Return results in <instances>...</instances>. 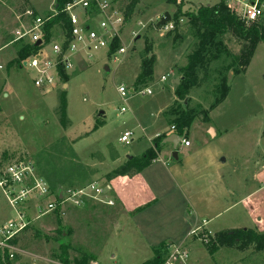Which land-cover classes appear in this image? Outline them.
Here are the masks:
<instances>
[{"label":"rangeland","instance_id":"374dc122","mask_svg":"<svg viewBox=\"0 0 264 264\" xmlns=\"http://www.w3.org/2000/svg\"><path fill=\"white\" fill-rule=\"evenodd\" d=\"M110 1L119 7L122 0ZM54 2L0 0V178L8 166L23 163L31 167V175L44 174L48 181L56 179V172L63 174L72 168L85 173L83 183L95 181L103 186L107 184L106 174L127 156L139 157L157 135L167 136L168 121L173 116L163 119L160 111L173 101V81L180 77L178 67L184 65L186 54L192 50V40L187 37L180 43L177 39L175 47V34L167 36L156 27L165 12L172 21L176 7L164 0H140L119 41L125 54L116 55L115 60L105 49L91 53L89 58L85 51L80 52L72 57L74 66L66 72L67 82L59 79L51 90L43 91L33 84L34 69L22 65L8 68L21 42L7 43L20 26L30 25L37 16L45 19L51 15ZM182 2L181 12H187L213 6L218 0ZM100 19L95 15V29ZM63 32L58 26L51 28L44 45L48 55L52 56L53 43H62ZM179 33H187L184 18L180 19ZM223 42L232 54H238L242 46L231 34L225 35ZM150 44L155 55L152 80L137 90L149 88L152 95H129L123 100L117 89L122 86L130 91L135 87L140 54ZM218 72L219 68L201 72L203 82L189 95L187 107L196 115L186 135L190 147L178 144L176 148L184 178L174 182L164 174L167 166L176 164L169 145L162 146L153 162L150 171L164 179L157 203L131 215L88 200L81 206L59 205L57 215L50 212L39 217L37 206L54 198L41 202L29 195L22 207H26L23 212L30 223L15 237L9 264H61L59 245L64 241L71 248L67 252L69 264L80 260L81 253L90 257L86 264H141L151 259V247L160 240L178 245L187 236L185 264H264V251L254 246L220 247L213 254L205 247L226 230L264 233V43L257 45L245 73L231 76L226 99L208 113L211 120L203 122L201 110H209L215 87L222 76L229 75ZM161 76L166 81L160 82ZM62 97L64 116L59 105ZM176 102L177 108L180 101ZM121 108L125 111L120 112ZM98 120L102 124L94 129ZM124 132L131 134L128 143L120 141ZM31 181L27 176L26 184ZM190 186L203 196L193 211L182 197ZM21 188L13 187L14 192ZM5 189L0 186V228L15 217ZM213 191V205L202 208L213 198ZM202 220L207 223L202 225ZM58 230L64 238L58 237ZM190 230L198 231L191 236Z\"/></svg>","mask_w":264,"mask_h":264},{"label":"trees","instance_id":"16d2710c","mask_svg":"<svg viewBox=\"0 0 264 264\" xmlns=\"http://www.w3.org/2000/svg\"><path fill=\"white\" fill-rule=\"evenodd\" d=\"M23 4H28V0H21ZM55 14L47 16L43 24V42L45 43L50 35V30L53 26H58L63 29L64 37L69 36V22L65 14L62 13L64 6L72 0H54ZM169 6L177 8L175 15L172 18L173 30L167 32V36L175 34L173 44L178 46L176 40L183 43L187 37L192 40V50L186 54L184 65L178 67V73L182 78L176 85L174 95L176 99L180 101L177 108L172 106L167 112L164 113V117L173 116V119L169 125L173 127V133L185 137L187 130L189 129L192 121L196 115L192 110L187 107L190 92L199 87L203 82L199 75L201 72L216 71L219 68L220 73H229L228 76H222L220 83L215 87V98L210 105L209 110H201L204 116L203 122H207L208 113L216 106L221 104L227 97L230 91V78L239 74L245 73L250 60L256 50L259 43H264V14L255 23L248 26L242 24L237 20L225 7L223 0H218V3L213 6H200L199 8L181 12L183 6L182 0H164ZM114 3V1H112ZM140 0H122L119 5V10L122 12L125 22H127L134 11L136 5ZM185 19L187 26V33H179L180 19ZM227 34H231L236 40L242 43L241 49L238 54H232L225 46L223 37ZM20 43V42H19ZM119 41L114 40L111 44L109 56H111L118 48ZM39 46L35 44L20 43L17 50L16 57L13 59L9 67L16 66L21 67V62L26 58L34 55ZM152 45H147L140 54V66L138 74L135 78L134 85L136 88L145 86L152 80V70L155 62V56L153 55ZM59 79L67 82L66 73L59 68ZM199 89V88H197ZM187 101L185 104L184 101ZM61 115H65V101L64 98H60ZM101 123L98 121L94 126L96 129ZM166 136L161 135L152 140L151 146L141 156L132 157L130 160H126L123 164L116 167L110 173L106 174V181H110L117 177H133L140 173L142 170L150 166L156 159L157 155L162 147V140ZM85 173L82 170H75L69 168L63 174L56 172V179L47 180L44 174H40L48 184V187L52 193L60 190L61 187H74L82 186L87 183H83L85 180ZM83 176V177H82ZM81 179H78L80 178ZM77 178V179H74ZM75 181V183L73 182ZM59 212V206L53 213L56 215ZM57 223L60 225V220L57 218ZM58 237L60 239L65 237V234L58 230ZM14 239L9 241V245L13 247ZM70 244L68 242H61L59 245L60 261L61 264H69L67 258V252L70 250ZM254 246L256 250L264 251V233H256L252 229H234L229 231L219 232L215 235L213 240H209L206 249L210 254H213L220 247L239 249H247ZM168 246L161 243L152 248V258L143 264H160L167 256ZM80 260H75L74 264H86L87 259L90 258L84 253ZM9 251L7 249L0 250V261L8 262ZM94 259V258H93ZM0 262V264H3Z\"/></svg>","mask_w":264,"mask_h":264},{"label":"built area","instance_id":"2783aa9c","mask_svg":"<svg viewBox=\"0 0 264 264\" xmlns=\"http://www.w3.org/2000/svg\"><path fill=\"white\" fill-rule=\"evenodd\" d=\"M223 3L227 10L245 26L257 22L264 14V0H223ZM62 13L65 14L69 22V36L67 38L64 37L62 43L52 44V56L44 51L45 43L42 40L43 24L46 18L35 17L30 25L21 26L15 30L8 40V45L19 42L25 44L41 42L39 50L22 61L21 65L25 63L24 68L35 70L36 76L33 84L35 88L43 91L51 90L58 82L59 68L65 73L73 68L72 57L74 55L85 51L88 54L87 58H89L91 53L103 49L109 52L114 40L120 41L126 24L122 12L110 0H72L64 6ZM95 15L101 17L97 24V29L93 27ZM173 28L172 21L162 27L165 32H169ZM132 35L135 34L132 33ZM125 52V48L120 46L111 56L116 60V55H123ZM159 80L164 82L166 77L161 76ZM117 91L123 100L129 95L150 96L152 94L149 88H144L143 90L133 88L127 91L124 87L119 86ZM124 111V108L120 109V112ZM170 129L173 130V127ZM130 137L131 134L129 132H124L120 137V141L128 143L131 141ZM156 137L159 136L157 135ZM181 144L187 147L189 142L183 139ZM27 176L32 177V183L29 185L26 184ZM0 186L6 188L4 191L5 196L8 199V204L15 212V217L0 228V250L7 249L9 252L14 250L9 245V241L25 230L30 223V218L23 212V210L26 211L27 209L22 207V204L29 199V195H34L41 202L50 197L54 198L53 201H46L42 205L39 204L37 206L36 211L40 212L38 214L39 217L54 212L59 205L72 204L73 206H81L88 200H94L107 207L115 205L114 199L110 195L111 189L108 184L102 186L98 182L92 181L82 186L61 187L56 193H52L46 182L39 176L31 175V167L23 163L8 166L5 172L1 174ZM14 186H21L22 188L14 192ZM59 195L61 198H59ZM41 206H44L43 211L40 210ZM197 231L193 230L189 235H196ZM170 248V252L168 251L167 256L160 264H175V262L185 264L188 254L184 248L180 246H171ZM12 256L9 253L8 258H12ZM3 264L9 263L4 262Z\"/></svg>","mask_w":264,"mask_h":264},{"label":"crops","instance_id":"0c3cea01","mask_svg":"<svg viewBox=\"0 0 264 264\" xmlns=\"http://www.w3.org/2000/svg\"><path fill=\"white\" fill-rule=\"evenodd\" d=\"M54 11H55V6H54ZM20 14H22V11H20ZM50 14L54 15V12L50 13ZM51 15H49V16H51ZM22 26H28V25H22ZM172 49L176 51L175 48H172ZM16 53H17V51H16ZM16 53L12 57L11 61L13 59H15ZM176 60L179 62V57ZM152 72H153V70H152ZM179 78L176 77V79L173 81V83L175 85V88H176L175 82ZM63 88L65 89L66 86L63 85ZM134 88H136V87H134ZM174 91H175V89H174ZM173 96L174 97H173V101H172L171 105L169 107H167L164 111H162V110L160 111L161 115L163 116V119H165L164 113L167 112L172 106H174L177 103L176 101H178V99H176L174 94H173ZM209 113H211V111ZM208 115H209L208 120L210 121L211 120L210 119V114H208ZM99 122L102 124L101 121H99ZM169 127L171 128L172 126L169 125ZM188 130H187V133H188ZM166 133H167V136L170 135V134H174L171 129H169V131L166 132ZM183 139L187 140L186 136L185 137H181V140H183ZM151 142H152V140H151ZM151 142H150V146H151ZM180 144H181V142H180ZM162 146H166V145H162ZM149 147H148V149H149ZM169 147H170V145H169ZM189 147H190V144L187 146V148H189ZM170 150H171V147H170ZM172 160H174V159L172 158ZM116 161H117V159H116ZM125 161L126 160L122 161L119 165L123 164ZM175 161H176V164L167 166L166 167V171L164 173V174H168L169 178L172 181H174V182L184 178L183 177V171L181 170L182 160L180 161V159L178 157V153H177V159ZM153 164L154 163H152L150 166H148L147 168L142 170L140 173L134 175L133 177H117V178H114V179H112L110 181H106V183L110 186V189H111L110 195L114 199V202H115V205L113 207H117L119 212L132 215L133 213H136V212H138V211H140L142 209H145L146 207L151 206L152 204H155V203L158 202V200L160 198L159 191L160 192L163 191V187H164L163 181H164V179L162 178V175H160L158 172L150 171V169L152 168ZM183 187H184V185H183ZM183 192H184V194H183L182 197L185 200V205L187 206L189 211H193L194 207H196L197 204H199V202L202 203V197L203 196L202 195L200 196V194H199V192H198L196 187L190 186V187H188L187 192H185L184 190H183ZM190 194H191V197H190ZM214 194H215V192L213 191V198L211 200H206L205 202H208V204L206 203L207 204L206 205L205 202H204L203 205H206V206H204L202 208L210 209V207L213 205V199H214V196H215ZM194 197H195V199H194ZM203 222H205V221L202 220V225H204ZM206 223L207 222H205V224ZM231 230H234V229H231ZM226 231H229V230H226ZM190 232H191V230H190ZM190 232H189V234H190ZM208 234L213 235V233L211 234L209 231H208ZM187 237H185L184 239H181L179 241L178 245H172V244L168 243L165 240H160L158 245L161 244V243L166 244L169 247L167 249V252L168 251L170 252V249H171L170 247L171 246H180V247L184 248V250L186 251L185 247H186V239H187ZM191 243L195 244L194 241H189V244H191ZM155 246H157V245H154V246L152 245L151 249L153 247H155ZM187 254H188V252H187ZM111 258H113V257H111ZM145 262L146 261H144L143 263H145ZM92 263L94 264L95 262H92ZM143 263H141V264H143Z\"/></svg>","mask_w":264,"mask_h":264},{"label":"water","instance_id":"95a60500","mask_svg":"<svg viewBox=\"0 0 264 264\" xmlns=\"http://www.w3.org/2000/svg\"><path fill=\"white\" fill-rule=\"evenodd\" d=\"M171 21V16L169 15V13L165 12L161 18H159L158 22L156 23V27L157 28H162L163 26H165L167 23H169ZM138 39V38H136ZM41 42L38 41L35 43L36 46H40ZM22 66H25V63H22ZM105 71H108V68L104 69ZM182 78H179L178 80H176L175 84L177 85L179 83V81ZM184 103L186 104L187 101L185 100ZM99 115H102V112L99 113ZM181 142V137L176 135V134H170L168 136H166L163 140H162V145H170L171 147V157L176 160L177 159V152H176V148L178 146V144H180ZM132 157L127 156L126 160H130ZM59 198H61V196L59 195Z\"/></svg>","mask_w":264,"mask_h":264}]
</instances>
